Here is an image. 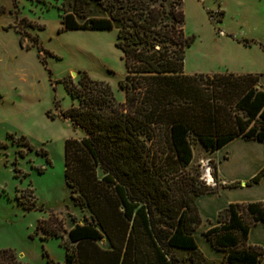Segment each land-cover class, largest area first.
Listing matches in <instances>:
<instances>
[{
	"label": "trees",
	"instance_id": "1",
	"mask_svg": "<svg viewBox=\"0 0 264 264\" xmlns=\"http://www.w3.org/2000/svg\"><path fill=\"white\" fill-rule=\"evenodd\" d=\"M87 1L72 0L58 30L118 24L114 45L124 66L118 81L123 100L116 101L106 81L84 70L74 81L62 79L71 103L60 114L82 131L80 137L63 139V181L71 198L88 208L90 222L66 230L73 249L63 247L61 264H180L177 251L185 252L188 264H217L194 235L201 223L195 199L217 186L203 180L199 185L200 174L186 169L191 143L196 139L213 151L237 135L264 142L259 84L264 73L185 72V50L193 36L185 34L183 0H93L107 14L78 22L75 15ZM263 175L264 165L246 184ZM47 219L46 225L36 223L42 239L60 235ZM257 221L264 223V199L230 202L202 234L223 252L221 264H261L263 248L248 242ZM102 237L107 247L97 245ZM0 264L26 263L11 249L0 248ZM47 264L56 262L47 259Z\"/></svg>",
	"mask_w": 264,
	"mask_h": 264
},
{
	"label": "rangeland",
	"instance_id": "2",
	"mask_svg": "<svg viewBox=\"0 0 264 264\" xmlns=\"http://www.w3.org/2000/svg\"><path fill=\"white\" fill-rule=\"evenodd\" d=\"M0 6V248L11 249L26 264H47V259L61 264L63 247L73 249L66 230L90 222L88 208L71 198L63 181V139L80 137L82 131L60 114L71 103L62 79L74 81L84 70L106 81L114 99L122 101L118 81L124 66L114 45L118 24L59 31L72 0H0ZM183 8L185 34L193 36L185 50L186 68L205 72L219 61L247 57L264 68V0H183ZM106 14L100 4L88 0L75 18L80 22ZM191 147L186 169L200 174L197 183L202 185L207 152L196 139ZM48 216L47 224L60 235L42 239L36 223L46 225ZM208 225L196 228L199 243ZM96 243L107 247L104 237ZM176 255L180 264H188L184 251Z\"/></svg>",
	"mask_w": 264,
	"mask_h": 264
},
{
	"label": "crops",
	"instance_id": "3",
	"mask_svg": "<svg viewBox=\"0 0 264 264\" xmlns=\"http://www.w3.org/2000/svg\"><path fill=\"white\" fill-rule=\"evenodd\" d=\"M223 34L222 32L219 33L217 39L220 40V35ZM222 42L226 43L225 40ZM222 66L225 67L224 70ZM263 69L257 59L247 57L238 60L228 58L227 60L225 59V63L219 61L217 65L210 66L205 72L233 71L238 73H264ZM184 70L188 73L204 71H200L201 69L199 71L192 68L188 69L186 68V64H184ZM259 84L264 89V74L260 76ZM205 151L207 152V158L213 160L216 165L217 180L212 186H217V191L202 193L195 199L201 216V225L205 222L210 224V221H215L217 212L230 202L264 199V175L258 182L246 184V181L264 165L263 141L245 139L237 135L221 147L213 151ZM232 181H239L240 185L233 187L222 186L223 183ZM248 242L263 248L261 264H264V223L262 221H257L250 226ZM197 243L209 259L217 264H221L222 251L213 248L205 237L201 240V243L198 241Z\"/></svg>",
	"mask_w": 264,
	"mask_h": 264
},
{
	"label": "built area",
	"instance_id": "4",
	"mask_svg": "<svg viewBox=\"0 0 264 264\" xmlns=\"http://www.w3.org/2000/svg\"><path fill=\"white\" fill-rule=\"evenodd\" d=\"M203 171L201 173V178L206 182V184L213 185L215 184L214 177L212 175V165L208 159L202 161Z\"/></svg>",
	"mask_w": 264,
	"mask_h": 264
}]
</instances>
